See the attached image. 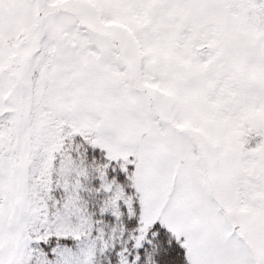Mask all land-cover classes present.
Here are the masks:
<instances>
[{
    "label": "snow or ice",
    "instance_id": "6c2138e0",
    "mask_svg": "<svg viewBox=\"0 0 264 264\" xmlns=\"http://www.w3.org/2000/svg\"><path fill=\"white\" fill-rule=\"evenodd\" d=\"M0 264H264V0H0Z\"/></svg>",
    "mask_w": 264,
    "mask_h": 264
}]
</instances>
